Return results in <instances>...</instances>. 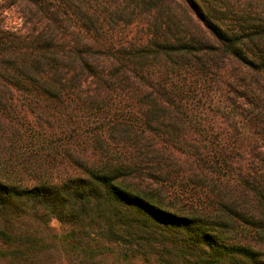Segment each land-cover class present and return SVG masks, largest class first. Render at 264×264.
<instances>
[{"label": "trees", "instance_id": "trees-1", "mask_svg": "<svg viewBox=\"0 0 264 264\" xmlns=\"http://www.w3.org/2000/svg\"><path fill=\"white\" fill-rule=\"evenodd\" d=\"M12 4L0 264H264V0Z\"/></svg>", "mask_w": 264, "mask_h": 264}, {"label": "rangeland", "instance_id": "rangeland-1", "mask_svg": "<svg viewBox=\"0 0 264 264\" xmlns=\"http://www.w3.org/2000/svg\"><path fill=\"white\" fill-rule=\"evenodd\" d=\"M27 21L20 6H14L12 0H0V23L24 26ZM53 225L58 226L57 222H54Z\"/></svg>", "mask_w": 264, "mask_h": 264}]
</instances>
